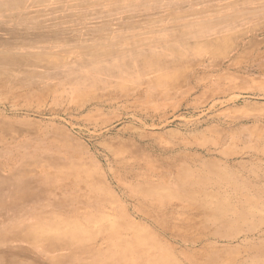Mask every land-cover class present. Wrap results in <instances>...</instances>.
I'll use <instances>...</instances> for the list:
<instances>
[{
    "label": "rangeland",
    "instance_id": "1",
    "mask_svg": "<svg viewBox=\"0 0 264 264\" xmlns=\"http://www.w3.org/2000/svg\"><path fill=\"white\" fill-rule=\"evenodd\" d=\"M4 181L0 264H264V0H0Z\"/></svg>",
    "mask_w": 264,
    "mask_h": 264
},
{
    "label": "bare ground",
    "instance_id": "2",
    "mask_svg": "<svg viewBox=\"0 0 264 264\" xmlns=\"http://www.w3.org/2000/svg\"><path fill=\"white\" fill-rule=\"evenodd\" d=\"M4 182L5 183H2L0 185V188L7 187L6 186L7 181ZM48 231L49 230H42L41 232L46 233ZM123 238L122 240L121 239L120 240L123 241ZM79 239H80V233L78 234L72 233L70 239L67 242V245H61V246L54 245L53 250L56 251L58 255L63 256V258L64 256L76 257L78 255L79 261L77 259L78 262H75L76 264H111V263L112 264H148L146 262V259L148 260L150 258L145 259V257H148V254L152 255L154 251L152 250V248H155V247H151L150 250H146V249L144 250L138 242L136 243V239H133L131 237H128L127 240L126 238L124 239L128 242L127 244H124L125 246H121L113 243L114 242L113 240L115 238L111 237L110 235H103L101 237H97L96 239H94V241L92 242L90 241L91 244L88 243L89 241H87L79 245ZM120 240L119 242H121ZM48 252H53V251L49 250ZM144 252H145V256H144ZM101 257L105 259L110 258V260L107 261L105 259H102ZM88 258H90L91 260L90 261L87 260L88 261L87 263L86 259ZM155 264L157 263L155 262Z\"/></svg>",
    "mask_w": 264,
    "mask_h": 264
}]
</instances>
